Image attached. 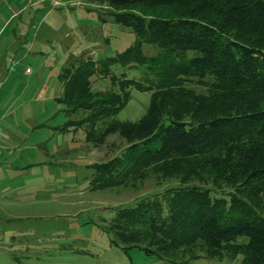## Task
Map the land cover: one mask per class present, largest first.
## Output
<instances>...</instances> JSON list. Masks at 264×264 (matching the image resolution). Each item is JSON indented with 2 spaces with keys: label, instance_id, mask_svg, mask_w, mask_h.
<instances>
[{
  "label": "trees",
  "instance_id": "trees-1",
  "mask_svg": "<svg viewBox=\"0 0 264 264\" xmlns=\"http://www.w3.org/2000/svg\"><path fill=\"white\" fill-rule=\"evenodd\" d=\"M89 2L104 5L134 40L99 68L89 56L62 68L55 99L66 116L83 114L59 129L83 127L92 147L112 133L124 141L116 154L87 165L91 189L134 186L148 174L177 179L111 208L101 223L111 245L135 246L168 264L237 257L264 264V0ZM144 43L157 50L143 53ZM113 63L145 65L148 76L110 75L117 91L92 90L90 76ZM193 78L205 91L188 86ZM130 86L148 93L145 112L118 120Z\"/></svg>",
  "mask_w": 264,
  "mask_h": 264
},
{
  "label": "rangeland",
  "instance_id": "rangeland-1",
  "mask_svg": "<svg viewBox=\"0 0 264 264\" xmlns=\"http://www.w3.org/2000/svg\"><path fill=\"white\" fill-rule=\"evenodd\" d=\"M10 2L19 10L9 16L11 8L5 4L4 19H8L0 21V116L4 113L6 121L21 122L26 128L18 144L14 142L13 149L6 147V153L0 154V186L19 203L15 208L0 205V264H168L135 246L123 252L111 245L101 223L113 215L111 208L132 204L176 184L177 179L148 174L134 186L91 189L87 165L116 154L124 141L112 133L93 148L84 141L83 127L50 132V126L83 114L77 110L66 116L65 104L55 99L62 90L58 79L62 68L76 66L88 56L99 68L100 59L132 43L133 31L103 13L104 5L89 0ZM156 50L153 44L142 45L145 54ZM193 54L186 51V56ZM110 75L116 81L124 77L144 82L148 72L145 65L113 63L108 73L97 70L90 76V88L117 91ZM196 81L193 78L187 84L205 91L206 85ZM126 89L129 98L113 117L136 120L145 112L148 93L132 86ZM36 130L42 131L44 145L48 138L57 146L51 165L44 153L35 151V144L24 148L36 140ZM239 258H198L189 264H239Z\"/></svg>",
  "mask_w": 264,
  "mask_h": 264
},
{
  "label": "crops",
  "instance_id": "crops-1",
  "mask_svg": "<svg viewBox=\"0 0 264 264\" xmlns=\"http://www.w3.org/2000/svg\"><path fill=\"white\" fill-rule=\"evenodd\" d=\"M28 1L30 3L32 0H28ZM5 4H8V7L11 8V11L9 10V16L12 13L17 12L19 10V8L17 6H15V4H13L12 2L8 3V0H0V21L2 23H4L8 19L7 17H6L7 19L6 18L4 19L3 9H4ZM3 114L4 113H2L0 116V154L6 153L5 152L6 147L12 146L10 148L13 149L14 142L16 144H18V141L20 140L19 136H22V134H23L22 129L26 128L25 124L22 125L21 122L17 123V125H16V122H14V121H11V120L6 121L3 117ZM15 126L17 127V131H18L16 133V135L14 134V132H15L14 127ZM59 127L60 126H54V125L50 126V128H51L50 132L54 135L55 131H62L63 132V130H65V129H59ZM35 134H36V140L34 142H32L29 146H26L24 148L29 150L30 148H33L34 144H35V146H37L35 148V151L44 153L46 159L49 161L48 164L49 165L53 164V162H54L53 160H55L54 153H55L57 146L56 147L54 146L55 144L53 141L49 143L47 141L48 138L45 139V145H44L42 143L43 142L42 141V138H43L42 131L36 130ZM19 143H21V142H19ZM7 144H8V146H7ZM66 159H68V158H66ZM13 197L14 196L11 197L9 195H6L3 192L2 187L0 186V205L4 204V205H8L9 207H14V206L17 207L19 205V203L16 204L15 201L13 200ZM4 215H5V213H4ZM11 215H13V214L12 213L8 214V216H11Z\"/></svg>",
  "mask_w": 264,
  "mask_h": 264
}]
</instances>
